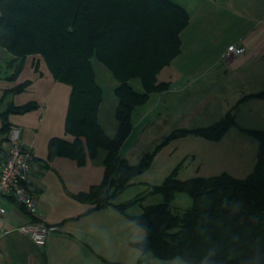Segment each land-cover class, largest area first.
Listing matches in <instances>:
<instances>
[{"label": "trees", "instance_id": "16d2710c", "mask_svg": "<svg viewBox=\"0 0 264 264\" xmlns=\"http://www.w3.org/2000/svg\"><path fill=\"white\" fill-rule=\"evenodd\" d=\"M189 21V13L170 0H0V47L11 56L7 67L13 71L6 79L16 81L31 58L36 69L39 60L44 62L52 78L70 89L64 128L73 140L53 138L49 158L67 156L83 166L98 150L105 151L100 183L76 196L91 211L104 207L123 211L126 205H115L114 196L132 185L151 163L155 153L145 154L133 166L121 158L120 150L132 129V111L152 93L168 90L169 83L158 82L157 75L179 55V34ZM92 58L117 82L113 137L97 121L102 89ZM132 80L139 81L141 92L133 88ZM30 83L25 80L4 93H22ZM246 97H264V92ZM36 107L33 102L8 106L0 114V132H9L11 114ZM234 126L235 115L228 112L208 127L173 131L161 146L187 135L217 141ZM249 133L258 149L245 178L224 172L179 180L172 172L160 185L147 189L148 195L160 194L163 202L145 206L140 215L131 217L145 233L137 243L142 253L161 260L183 253L195 262L211 244H217L219 264H247L254 253L260 255L257 264H264V131ZM177 193L192 200L182 212L170 207Z\"/></svg>", "mask_w": 264, "mask_h": 264}, {"label": "rangeland", "instance_id": "374dc122", "mask_svg": "<svg viewBox=\"0 0 264 264\" xmlns=\"http://www.w3.org/2000/svg\"><path fill=\"white\" fill-rule=\"evenodd\" d=\"M192 1H188L187 10L193 22L192 29L195 33L193 32L192 36L195 43L186 49V53L182 56V60L177 62L176 67L181 66L185 61L190 63V59L194 57H213L224 44L235 42V37L240 31L246 30L253 21L263 18L264 15V0ZM196 14L200 16L197 19ZM197 25L203 26L200 33H197L199 41L195 36ZM214 42L216 47L212 46L213 53L206 56L204 53L207 47ZM10 60L11 56L0 47L1 87L17 85L22 80H29L35 74L42 72V63H38L36 69L34 65L32 66L31 59H27L19 72L17 82L12 83L6 79L13 73L7 67V62ZM91 62L97 74L96 82L103 89L104 105L107 106L112 97V82L115 81L102 64L94 58ZM188 63L186 66H189ZM99 70L105 72L108 79L101 76ZM181 70L178 72L174 65L165 66L158 73L157 80L167 83L169 80L177 82L183 78ZM131 84L137 92L142 91L138 80H132ZM198 85L199 83L194 87H186L179 93H171L159 101L154 95L133 114L131 132L120 150L121 158L126 159L130 165L136 166L145 154H155L149 166L134 179L133 184L113 198L115 205H126V207L123 211L110 207L116 215L115 220L110 217L109 230L112 233L107 237V241L108 245L115 247L107 253L106 264H175L173 259H157L149 253H142L137 247V243L144 238L145 233L131 217L140 215L145 206L163 202L160 194L148 195L147 189L160 185L172 172H175V178L179 180H188L197 176L211 177L234 170L245 172L246 167L256 159L257 142L249 132L264 131L262 97H246L248 90L245 83L238 78L230 82L225 92L209 91L203 88V84L199 88ZM18 94L21 96V93ZM26 98L29 99L30 96L26 95ZM16 99L22 100V96ZM157 104L159 107L155 108ZM1 105L0 112L5 109V106ZM142 110L149 111L148 117L134 128L132 123L135 121V116ZM228 112L234 113L236 126L220 140L211 141L199 136L187 135L161 146L173 131L208 127ZM113 122L116 123L115 119ZM105 131L109 133L108 137H113L109 127H105ZM104 157L105 151L100 149L93 160L88 158L83 166L76 168L83 172H100V169L104 172ZM133 200L137 201L128 204ZM191 204V198L185 193L175 194L170 201L172 210L179 212L188 209Z\"/></svg>", "mask_w": 264, "mask_h": 264}, {"label": "crops", "instance_id": "0c3cea01", "mask_svg": "<svg viewBox=\"0 0 264 264\" xmlns=\"http://www.w3.org/2000/svg\"><path fill=\"white\" fill-rule=\"evenodd\" d=\"M170 1L180 5L188 12L187 3L189 0ZM195 8L199 10L197 7ZM199 17L196 14V19ZM192 23L190 17L189 24L179 34L180 53L169 64L174 65L178 72L182 68L181 76L183 78L177 82L169 80L170 86L167 91L153 93L149 98L155 95L159 101L171 93L182 92L186 87H194L198 83V88L203 84V88L206 90L225 92L229 88L230 82L237 78L245 83L248 96L264 92V15L263 18L253 21V24L246 30L240 31L235 37V42L224 44L213 57H194L189 61L191 65L185 61L181 66L176 67L177 62L182 60V56L186 53V49L195 43L192 36L194 32ZM202 29V25H197L195 36L198 41L197 33H200L199 31ZM232 44L242 47L243 52L237 56L226 55L227 47ZM212 46L215 48L216 43L207 47L204 53L206 56L213 53ZM33 61L31 59V64ZM38 63L43 64L42 72L29 79L31 83L21 93L22 100L16 99L21 97L19 94L4 93V91L13 88L15 84L0 86V105L5 106L4 111L10 105L21 106L29 102L37 105L35 109L24 114L10 115L8 121L10 126L20 129L21 140L33 149L34 162L29 191L37 199L35 219L46 225L56 226L57 229L48 234L44 247H36L27 236L15 230L18 226L27 223L30 217L12 200L1 198L0 206L6 210V215L0 224V264H106L107 253L115 247L108 245L107 237L112 233L109 230L110 217L112 216L115 220L116 214L110 210L112 209L110 207L91 211L89 204L76 199L79 193L87 192L91 186L99 184L103 172L101 169L100 172L78 170L76 167L79 165L76 161L67 156L54 155L51 159L49 158L48 146L53 138L63 139L67 142L73 140L72 136L66 134L64 128L70 89L67 85L52 78L44 62L39 60ZM187 63L189 66H186ZM219 63L224 66L220 67ZM99 71L101 76L108 79L105 72ZM107 71L110 73L108 69ZM110 75L115 82H112V97L107 106L104 105L103 89L97 83L102 89V102L98 109L97 121L107 136L110 135L106 133L105 127H109L114 136L117 129V123L113 122L117 105L114 94L117 82L111 73ZM95 76H97L96 72ZM14 82L17 80L12 83ZM26 95L30 98L27 99ZM143 105L132 111L131 122L133 114ZM158 105H155V108L159 107ZM148 112L142 110L139 115L137 114L138 116H135V121L132 123L134 128L143 123L148 117ZM0 120L1 128V116ZM7 134L0 132V160L8 147ZM254 162L253 159L252 163L246 167L245 172L234 170L225 173L234 178H245L252 171Z\"/></svg>", "mask_w": 264, "mask_h": 264}, {"label": "built area", "instance_id": "2783aa9c", "mask_svg": "<svg viewBox=\"0 0 264 264\" xmlns=\"http://www.w3.org/2000/svg\"><path fill=\"white\" fill-rule=\"evenodd\" d=\"M242 52L243 48L236 44L229 45L226 49V55L237 56ZM7 143V150L0 160V199L12 200L30 217L27 223L15 230L27 236L36 247L42 248L46 244L48 234L57 227L33 220L37 215V199L29 191L34 162L33 149L23 143L20 129L15 126L9 128ZM5 215L6 210L0 206V224Z\"/></svg>", "mask_w": 264, "mask_h": 264}, {"label": "clouds", "instance_id": "9594fccd", "mask_svg": "<svg viewBox=\"0 0 264 264\" xmlns=\"http://www.w3.org/2000/svg\"><path fill=\"white\" fill-rule=\"evenodd\" d=\"M225 201V206L228 205ZM220 255V247L217 244H211L203 254L195 262L187 254H179L173 258L175 264H219L218 257ZM260 259L259 253H254L247 264H257Z\"/></svg>", "mask_w": 264, "mask_h": 264}]
</instances>
